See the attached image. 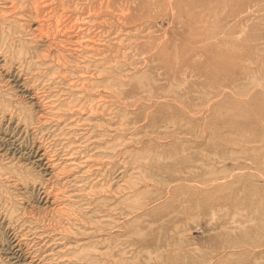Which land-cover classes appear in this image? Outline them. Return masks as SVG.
I'll list each match as a JSON object with an SVG mask.
<instances>
[{
  "label": "rangeland",
  "instance_id": "374dc122",
  "mask_svg": "<svg viewBox=\"0 0 264 264\" xmlns=\"http://www.w3.org/2000/svg\"><path fill=\"white\" fill-rule=\"evenodd\" d=\"M37 1L35 69L0 55L25 110L0 115V264H264V0Z\"/></svg>",
  "mask_w": 264,
  "mask_h": 264
},
{
  "label": "bare ground",
  "instance_id": "6f19581e",
  "mask_svg": "<svg viewBox=\"0 0 264 264\" xmlns=\"http://www.w3.org/2000/svg\"><path fill=\"white\" fill-rule=\"evenodd\" d=\"M1 1V0H0ZM4 2H5V0H3ZM6 1H9V0H6ZM28 2H27V5L30 3V5L28 6V9H29V11H32V12H35V15H36V13H38V11H39V2L37 1V0H27ZM43 1V0H42ZM47 0H45L44 1V3L46 2ZM63 1V0H62ZM9 2H11L10 3V6L9 5H6L5 3H0V55L3 57V59L5 60V63L4 64H6V65H8L9 67H12V68H14L15 66H17V67H19L20 69H22V65H23V69H24V71L25 70H27L29 67H32L33 65L35 66L37 63L33 60V59H35L36 60V58L38 57V53L36 52V51H32L31 50V46H29L28 44H30L29 43V41H27L26 39H24V38H22L23 36H21V30H20V28L19 27H17L15 24L18 22L17 21V13H15V11H16V9H14V7L15 6H17L16 4H18L19 3V6L18 7H20V5L21 4H24V2H23V0H10ZM101 3V2H100ZM50 4V3H49ZM48 4V5H49ZM44 5H46V4H44ZM43 5V6H44ZM9 6V7H8ZM24 6V5H23ZM41 6H42V4H41ZM17 7V8H18ZM20 9V8H19ZM64 11V10H63ZM19 13H22V12H19ZM58 14H60V13H58ZM98 14V13H97ZM19 15V14H18ZM19 16H21V15H19ZM18 16V18L19 19H21L20 17ZM59 17V16H58ZM34 19V18H33ZM41 19V18H40ZM24 20V19H23ZM22 32H23V30H22ZM36 36V35H35ZM98 40V39H97ZM77 44V43H76ZM84 47V46H83ZM82 47V48H83ZM40 54V53H39ZM42 55V54H41ZM47 55H45V56H42V59L43 58H45ZM39 58V57H38ZM40 58H41V56H40ZM46 60H47V58H45ZM38 60V59H37ZM40 61H44V60H40ZM38 62V64H39V67L38 68H40V65L41 64H43L42 62H39V61H37ZM41 63V64H40ZM14 66V67H13ZM37 66V65H36ZM42 66V65H41ZM43 66H45V65H43ZM42 66V67H43ZM25 67V68H24ZM34 67H32V69H33ZM37 68V67H36ZM45 68V67H44ZM86 68V67H85ZM15 69V68H14ZM19 69V70H20ZM35 69V68H34ZM33 69V70H34ZM38 69H36L34 72H36ZM28 71V70H27ZM39 71L40 70H38V72H36V74L37 73H39ZM32 71L30 70L29 71V73H31ZM41 72V71H40ZM26 73V72H25ZM50 73V72H49ZM56 73V72H55ZM35 74V75H36ZM48 75V74H47ZM64 75V74H63ZM62 75V76H63ZM77 75V74H76ZM31 76V75H30ZM41 76V75H40ZM72 76V75H71ZM71 76H69V77H71ZM33 77V76H32ZM37 77V76H36ZM39 77V76H38ZM36 78V80L38 81L39 80V78ZM42 81H43V79L46 77V74H44V75H42ZM54 77H55V75H54ZM49 78V77H48ZM34 79H35V77H34ZM45 79H47V78H45ZM44 79V80H45ZM48 80V79H47ZM37 81H34V82H37ZM39 81H41V80H39ZM41 81V82H42ZM33 82L31 81V84H32ZM39 83V82H38ZM43 83V82H42ZM35 83H33V85H34ZM40 84V83H39ZM83 84V83H82ZM42 86H43V84H41ZM40 85V86H41ZM38 86V85H37ZM41 86V87H42ZM76 87H78V86H76ZM37 88V87H36ZM42 88H44V87H42ZM86 90V89H85ZM88 90V89H87ZM93 91V90H92ZM104 91V90H103ZM72 95H73V93H72ZM79 97V96H78ZM81 97V96H80ZM7 97L6 96H4V94H2L1 92H0V115L3 117H5L6 115L9 117V119L10 120H12V119H14V117H15V115H16V117H17V120L19 121L21 118V116H19V113L18 112H16L15 111V109L16 108H18V106L15 108V106H13L14 104H13V102H11V101H9L8 99H6ZM88 107H90V106H88ZM21 108V107H20ZM20 108H18L19 109V112H20ZM38 108V107H37ZM18 109H16V110H18ZM22 110V109H21ZM67 110V109H66ZM25 110H23V112H24ZM27 111V110H26ZM22 112V111H21ZM20 112V113H21ZM22 112V113H23ZM55 112V111H54ZM3 113H5V114H3ZM50 113V112H49ZM25 114V113H24ZM23 114V115H24ZM28 114L30 115V113H26L25 114V116H23V122L25 123L24 125H25V127L26 128H28L31 124H33V122H31V121H29L30 119H32V116L30 117V119L28 120ZM35 118V117H34ZM47 118V117H46ZM9 119H8V121H9ZM40 119V118H39ZM34 120V119H33ZM22 121V120H21ZM84 123V122H83ZM90 123V122H89ZM8 126V125H7ZM78 126V125H77ZM70 127V126H69ZM72 127V126H71ZM25 128V129H26ZM31 128V127H30ZM21 131V130H20ZM41 135V134H40ZM10 138V137H9ZM3 139V138H2ZM67 139H68V137H67ZM77 139V138H76ZM65 140V139H64ZM111 142V141H110ZM21 143V142H20ZM76 145V144H75ZM109 145H111V144H109ZM72 146V145H71ZM113 146V145H112ZM71 148H73V147H71ZM109 149H112V147L110 146V148ZM73 150H75V149H73ZM77 151V150H76ZM75 151V152H76ZM70 152V151H69ZM68 152V153H69ZM71 152H72V149H71ZM70 152V153H71ZM75 152H72L73 154H75ZM71 153V154H72ZM109 153V152H108ZM107 153V155H109ZM72 154V155H73ZM113 154V153H112ZM111 154V155H112ZM68 155H70V154H68ZM97 155V154H96ZM111 155H109V156H111ZM73 156H75V155H73ZM92 156L90 155V158H91ZM94 157V156H93ZM92 157V158H93ZM76 158H77V156H76ZM76 158H74V159H76ZM81 158V157H80ZM71 159V158H70ZM73 159V158H72ZM96 159H97V157H96ZM98 160V159H97ZM95 162V161H94ZM8 170V169H7ZM85 172H86V170H85ZM5 176V175H4ZM6 180H7V178H6ZM127 180V179H126ZM130 181V180H129ZM116 189V188H115ZM61 193V192H60ZM105 197V196H104ZM89 201V200H88ZM107 207V206H106ZM9 208V207H8ZM78 209V208H77ZM91 210V209H90ZM105 210V209H104ZM99 211V210H98ZM7 212V211H6ZM83 212V211H82ZM78 213V211L76 212V214ZM80 213V212H79ZM84 213V212H83ZM97 213V212H96ZM69 214V213H68ZM85 214V213H84ZM80 215H82V214H80ZM86 215V214H85ZM78 216H79V214H78ZM78 216H76L77 218H78ZM83 216V215H82ZM104 216V215H103ZM36 217V216H35ZM74 217H75V215H74ZM73 217V218H74ZM81 217V216H80ZM87 217V216H86ZM83 218V217H82ZM78 219L79 221H81L82 220V222H83V220L84 219ZM76 219V218H75ZM88 219V218H87ZM100 219V218H99ZM73 220V219H72ZM78 220H76V221H78ZM88 220H90V219H88ZM75 221V220H74ZM85 221V220H84ZM82 222H80V223H78V225H80V224H82ZM86 222V221H85ZM85 222H83V223H85ZM89 222V221H88ZM88 222H86V223H88ZM96 222V221H95ZM76 223V222H75ZM53 224V223H52ZM74 224V223H73ZM72 224V225H73ZM96 224V223H95ZM98 224V223H97ZM75 227V226H74ZM97 227H98V225H97ZM57 230V229H56ZM63 230V229H62ZM65 231V230H64ZM92 256V255H91ZM93 259H94V257H93ZM96 261V260H95ZM78 264V263H77Z\"/></svg>",
  "mask_w": 264,
  "mask_h": 264
}]
</instances>
